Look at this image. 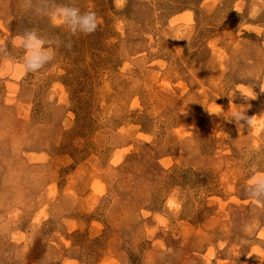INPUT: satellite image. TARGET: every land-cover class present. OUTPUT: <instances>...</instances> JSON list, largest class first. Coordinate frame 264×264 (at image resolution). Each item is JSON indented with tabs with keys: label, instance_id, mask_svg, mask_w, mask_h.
<instances>
[{
	"label": "rangeland",
	"instance_id": "rangeland-1",
	"mask_svg": "<svg viewBox=\"0 0 264 264\" xmlns=\"http://www.w3.org/2000/svg\"><path fill=\"white\" fill-rule=\"evenodd\" d=\"M0 41V264H264V0H0Z\"/></svg>",
	"mask_w": 264,
	"mask_h": 264
},
{
	"label": "clouds",
	"instance_id": "clouds-1",
	"mask_svg": "<svg viewBox=\"0 0 264 264\" xmlns=\"http://www.w3.org/2000/svg\"><path fill=\"white\" fill-rule=\"evenodd\" d=\"M27 7H31L30 3ZM49 19L55 25L67 26L73 36L78 33L91 34L98 26V18L94 11L82 12L79 7L70 5H57L49 14ZM18 40L24 49L23 71L25 73L36 72L54 56V51L50 52L45 47V41L37 35L35 29L26 30L24 35L18 37ZM0 44L3 42L0 41ZM68 47L71 48V45ZM233 117L240 128H243L242 125H239L241 119L245 120L247 125H251L253 122V117H246L244 112H233ZM249 187L253 189L252 195L257 198L255 201L261 202L259 197L264 196V174L254 175L249 180Z\"/></svg>",
	"mask_w": 264,
	"mask_h": 264
}]
</instances>
